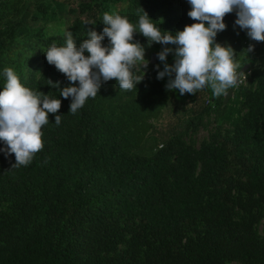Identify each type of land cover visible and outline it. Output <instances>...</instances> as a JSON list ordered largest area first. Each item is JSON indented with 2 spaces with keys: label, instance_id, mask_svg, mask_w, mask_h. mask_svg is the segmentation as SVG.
Returning <instances> with one entry per match:
<instances>
[{
  "label": "trees",
  "instance_id": "obj_1",
  "mask_svg": "<svg viewBox=\"0 0 264 264\" xmlns=\"http://www.w3.org/2000/svg\"><path fill=\"white\" fill-rule=\"evenodd\" d=\"M190 10L188 0H0V91L12 68L25 87L61 100L28 166L12 167L14 154L0 151V264H264V234L257 232L264 219V67H250L254 89L237 85L234 99L218 105L230 133L198 147L184 138L215 111L209 103L216 98L202 90L210 100L201 96L184 130L145 149L147 120L165 107L151 74L131 91L114 79L102 82L73 115L71 97L60 95L73 85L46 60L44 51L64 46L68 32L77 47L88 29L102 34L105 12L136 25L145 11L175 34L198 22ZM236 19L235 11L225 15L216 42L246 38L236 54L253 44L248 54L261 62L264 42L251 40ZM133 42L149 48L139 32ZM55 115L62 116L58 126ZM234 166L243 179L237 194Z\"/></svg>",
  "mask_w": 264,
  "mask_h": 264
},
{
  "label": "clouds",
  "instance_id": "obj_2",
  "mask_svg": "<svg viewBox=\"0 0 264 264\" xmlns=\"http://www.w3.org/2000/svg\"><path fill=\"white\" fill-rule=\"evenodd\" d=\"M188 3L191 10L187 15L198 22L186 25L175 34L162 31L145 11L136 25L119 14L105 12L102 22L106 26L102 34L88 29L87 39L77 47L72 33L68 32L64 46L53 44L44 51L48 64L54 65L73 85L60 89L65 99L71 97L69 113L75 115L89 98H95L102 82L114 79L121 90L136 89L144 73L135 75L133 69L137 65L146 69L149 63L145 59V47L133 42L136 32L147 38L149 47L153 42L175 45V48L164 47L157 54L165 62L157 79L170 77L167 90H179L184 95L196 94L208 87L219 98L227 96L230 89L246 79L235 50L216 42V37L226 30L225 15L235 11V25L246 30L251 40L264 42V0H188ZM86 24L92 23L86 21ZM105 37L108 46L102 43ZM254 48L250 44L245 50L248 54ZM169 53H174L172 65L166 63ZM156 67L159 69V65ZM4 75L6 83L0 91V141L6 147L0 151L6 156L14 154L12 167L28 166L36 153L42 151V127L49 123L50 113H58L61 100L25 87L12 68H6ZM47 82L59 88V82ZM76 82L78 86H74ZM61 117L55 115L57 126Z\"/></svg>",
  "mask_w": 264,
  "mask_h": 264
},
{
  "label": "rangeland",
  "instance_id": "obj_3",
  "mask_svg": "<svg viewBox=\"0 0 264 264\" xmlns=\"http://www.w3.org/2000/svg\"><path fill=\"white\" fill-rule=\"evenodd\" d=\"M56 29L57 26H52V31ZM239 40V43H237V41H233V43H227L226 46H231L236 51L240 43L244 46L247 45L246 43H248L246 38H241ZM165 47L175 48V46L173 45ZM163 48L164 47L145 48V59L149 61L148 66L146 69H142V66L137 65V67L135 68L136 75H143V73L144 75H146L147 73L151 74L152 78L158 81V85L163 89L165 96V107L162 108L160 115L158 117L150 118L147 120V124L150 125V128L146 133L147 137L145 138V149L152 148L151 146H154V144H161L164 139L182 132L187 125V120L191 119L195 115V112L193 111H199L200 101L203 100L202 98H204L205 104H207L210 100V98L207 97L206 92H202V90L198 91L196 94L186 93L184 95H180L179 90L166 89V84L168 83L170 77L165 76L163 79H157L158 71H163L165 62H161L158 59L156 64L151 63V55L158 54L163 50ZM174 59V53H169L166 58V63L168 65H172L174 63ZM236 60L242 68L241 71L245 72V75L247 76L245 81L239 83L238 85L245 89H254L255 86L250 67L258 64H260L261 67H264V58H262L260 62L259 58L255 57L252 54H246L241 57L236 54ZM157 65H159V69H157ZM171 78H174V74ZM235 89L236 88L232 89L233 93L230 99H234ZM203 91L211 92V89L206 87L205 89H203ZM202 95H204V97L201 98ZM215 98V102L209 103L212 109L215 111L210 112L203 117L201 124L198 126L194 134L189 136L191 134L189 132V135L184 137L187 141H189L191 138L196 147H198L202 141H208L210 139V136L215 133H220L221 136H224L225 134L230 133L232 130V126L227 121L225 122V120H223V113L216 112L218 105H220L221 102L224 101L225 96ZM146 152L148 153V151ZM237 169H239L237 166L232 167L229 175L234 182V186L236 187L235 194H237V192L239 191L240 182L243 181L241 176L236 172ZM262 213L264 214V209ZM257 232L260 235L264 234V219H261V221L257 224Z\"/></svg>",
  "mask_w": 264,
  "mask_h": 264
},
{
  "label": "water",
  "instance_id": "obj_4",
  "mask_svg": "<svg viewBox=\"0 0 264 264\" xmlns=\"http://www.w3.org/2000/svg\"><path fill=\"white\" fill-rule=\"evenodd\" d=\"M157 57H158L157 54H152L151 55V63L152 64H156L157 63V61H158ZM232 93H233L232 90H229V94L227 96H225V98H224V101H223L224 104H226L229 101Z\"/></svg>",
  "mask_w": 264,
  "mask_h": 264
},
{
  "label": "built area",
  "instance_id": "obj_5",
  "mask_svg": "<svg viewBox=\"0 0 264 264\" xmlns=\"http://www.w3.org/2000/svg\"><path fill=\"white\" fill-rule=\"evenodd\" d=\"M245 76H246V75H245ZM243 81H245V79H243L242 82H243ZM242 82H240V83H242Z\"/></svg>",
  "mask_w": 264,
  "mask_h": 264
}]
</instances>
